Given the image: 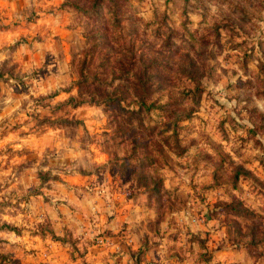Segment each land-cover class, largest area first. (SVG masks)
Segmentation results:
<instances>
[{"label":"rangeland","instance_id":"374dc122","mask_svg":"<svg viewBox=\"0 0 264 264\" xmlns=\"http://www.w3.org/2000/svg\"><path fill=\"white\" fill-rule=\"evenodd\" d=\"M0 264H264V0H0Z\"/></svg>","mask_w":264,"mask_h":264},{"label":"trees","instance_id":"16d2710c","mask_svg":"<svg viewBox=\"0 0 264 264\" xmlns=\"http://www.w3.org/2000/svg\"><path fill=\"white\" fill-rule=\"evenodd\" d=\"M101 0H95L96 3L100 2ZM72 99V98H71ZM70 101V100H69Z\"/></svg>","mask_w":264,"mask_h":264}]
</instances>
